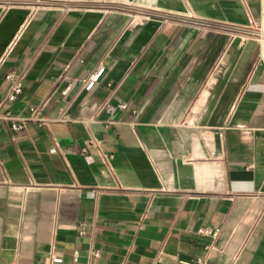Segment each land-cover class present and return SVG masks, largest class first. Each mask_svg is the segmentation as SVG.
Masks as SVG:
<instances>
[{"label": "crops", "instance_id": "1", "mask_svg": "<svg viewBox=\"0 0 264 264\" xmlns=\"http://www.w3.org/2000/svg\"><path fill=\"white\" fill-rule=\"evenodd\" d=\"M262 3L0 0V264H264Z\"/></svg>", "mask_w": 264, "mask_h": 264}, {"label": "built area", "instance_id": "2", "mask_svg": "<svg viewBox=\"0 0 264 264\" xmlns=\"http://www.w3.org/2000/svg\"><path fill=\"white\" fill-rule=\"evenodd\" d=\"M263 17L261 18V20L259 22H251V26H250V30H253V37L257 38L258 41L261 43V45H264V0H263ZM104 72V68L100 67L98 68L94 73H92L89 78L87 79L86 83H85V90L87 92H90L95 84L99 81L100 77L102 76ZM12 78V75H8L6 76V79L9 80ZM68 90V87L65 88L62 91V95H65L66 92ZM22 93V85L21 83L18 81L16 82V84L12 87L10 93L7 96V100L9 102H14L17 97ZM121 109H127V105H122L120 106ZM30 113L31 115H35L37 113V108L32 107L30 108ZM41 125H46L48 123L47 119H39L38 120ZM2 123H10V129L12 131H20L23 128V122L21 123H15L11 117L10 112H5L4 114H0V125ZM0 132H1V126H0ZM198 233L200 235L203 236H208V237H212V238H218L220 231L218 229L216 230H212L210 228H201ZM82 234V233H80ZM97 254L94 253V256H96ZM76 256H77V252H74V261H76ZM62 263V258L58 255V253L55 250H52L50 252V264H61ZM199 264H206L204 261L200 260Z\"/></svg>", "mask_w": 264, "mask_h": 264}]
</instances>
